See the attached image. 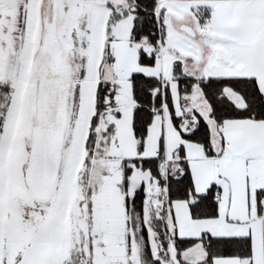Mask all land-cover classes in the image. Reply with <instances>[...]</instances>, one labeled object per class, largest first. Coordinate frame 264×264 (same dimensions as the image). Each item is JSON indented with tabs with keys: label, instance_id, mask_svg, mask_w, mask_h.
I'll return each instance as SVG.
<instances>
[{
	"label": "snow or ice",
	"instance_id": "snow-or-ice-1",
	"mask_svg": "<svg viewBox=\"0 0 264 264\" xmlns=\"http://www.w3.org/2000/svg\"><path fill=\"white\" fill-rule=\"evenodd\" d=\"M0 264H264V0H0Z\"/></svg>",
	"mask_w": 264,
	"mask_h": 264
}]
</instances>
